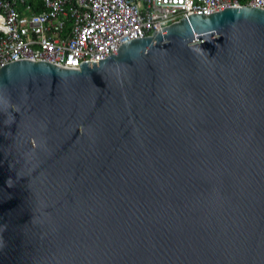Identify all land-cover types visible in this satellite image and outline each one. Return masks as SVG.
Returning a JSON list of instances; mask_svg holds the SVG:
<instances>
[{"label": "water", "instance_id": "obj_1", "mask_svg": "<svg viewBox=\"0 0 264 264\" xmlns=\"http://www.w3.org/2000/svg\"><path fill=\"white\" fill-rule=\"evenodd\" d=\"M0 264H264V8L2 67Z\"/></svg>", "mask_w": 264, "mask_h": 264}, {"label": "built area", "instance_id": "obj_2", "mask_svg": "<svg viewBox=\"0 0 264 264\" xmlns=\"http://www.w3.org/2000/svg\"><path fill=\"white\" fill-rule=\"evenodd\" d=\"M18 1L0 0V69L20 59L79 66L194 13L264 8V0H43L35 11Z\"/></svg>", "mask_w": 264, "mask_h": 264}, {"label": "trees", "instance_id": "obj_3", "mask_svg": "<svg viewBox=\"0 0 264 264\" xmlns=\"http://www.w3.org/2000/svg\"><path fill=\"white\" fill-rule=\"evenodd\" d=\"M242 1L245 2L246 0ZM42 2L43 0H19L18 4L21 8H26V5L30 4L35 11H39L42 8Z\"/></svg>", "mask_w": 264, "mask_h": 264}, {"label": "clouds", "instance_id": "obj_4", "mask_svg": "<svg viewBox=\"0 0 264 264\" xmlns=\"http://www.w3.org/2000/svg\"><path fill=\"white\" fill-rule=\"evenodd\" d=\"M172 24V23H171Z\"/></svg>", "mask_w": 264, "mask_h": 264}]
</instances>
